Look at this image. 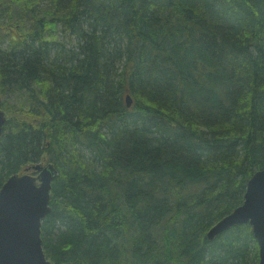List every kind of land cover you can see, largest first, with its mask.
<instances>
[{
	"label": "trees",
	"instance_id": "obj_1",
	"mask_svg": "<svg viewBox=\"0 0 264 264\" xmlns=\"http://www.w3.org/2000/svg\"><path fill=\"white\" fill-rule=\"evenodd\" d=\"M0 95V185L58 169L53 264H257L205 233L264 167V0H0Z\"/></svg>",
	"mask_w": 264,
	"mask_h": 264
},
{
	"label": "water",
	"instance_id": "obj_2",
	"mask_svg": "<svg viewBox=\"0 0 264 264\" xmlns=\"http://www.w3.org/2000/svg\"><path fill=\"white\" fill-rule=\"evenodd\" d=\"M6 119L0 96V136ZM56 176L53 164H36L0 186V264H53L43 250L41 225L51 211V182ZM245 223L257 242V264H264V167L247 181L242 204L223 216L208 236Z\"/></svg>",
	"mask_w": 264,
	"mask_h": 264
},
{
	"label": "bare ground",
	"instance_id": "obj_3",
	"mask_svg": "<svg viewBox=\"0 0 264 264\" xmlns=\"http://www.w3.org/2000/svg\"><path fill=\"white\" fill-rule=\"evenodd\" d=\"M7 43H8V42H6V40H5V43H4L3 45L6 46ZM129 99H130V101H129ZM133 101H134V100H133V97L131 96V94H130V93H125V95L123 96V102H124V104H125V106H126L127 108H131V107H132ZM36 164H41V165H44V164H53L54 167H55V169L57 170V174H58V169L56 168L55 164H54L52 161H46V162H41V161H39V162H35V163L29 164V165L27 164V165L21 167L20 170L14 172V173H11L9 176H11V175H13V174H18V173L25 172L26 170L32 168V166H34V165H36ZM9 176H7L6 178H4L3 181L7 180V178H8ZM53 180H54V179H53ZM53 180H52V181H53ZM51 187H52V182H51ZM50 194H51V190H50ZM235 208H236V207H235ZM226 215H227V214H226ZM224 216H225V215H224ZM220 219H221V218H220ZM220 219H219V220H220ZM219 220L215 221V222H214V223H213V224L207 229V231H206V233H205V236H206L209 240H212V239H214V238L217 236V234H216L214 237L209 238L208 233H209V231L214 227V225H215ZM41 239H42V237H41ZM257 251H258V248H257ZM258 259H259V258H258V256H257V260H256L257 262H258Z\"/></svg>",
	"mask_w": 264,
	"mask_h": 264
},
{
	"label": "rangeland",
	"instance_id": "obj_4",
	"mask_svg": "<svg viewBox=\"0 0 264 264\" xmlns=\"http://www.w3.org/2000/svg\"><path fill=\"white\" fill-rule=\"evenodd\" d=\"M71 43H73V42H70L69 45H71Z\"/></svg>",
	"mask_w": 264,
	"mask_h": 264
}]
</instances>
